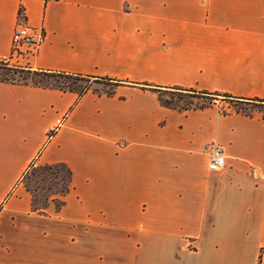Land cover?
I'll use <instances>...</instances> for the list:
<instances>
[{
	"label": "crops",
	"instance_id": "0c3cea01",
	"mask_svg": "<svg viewBox=\"0 0 264 264\" xmlns=\"http://www.w3.org/2000/svg\"><path fill=\"white\" fill-rule=\"evenodd\" d=\"M20 10L45 38L10 59ZM0 59L122 82L0 81V264H264V112L169 108L141 87L264 101V0H0ZM54 164L71 189L34 211L22 178Z\"/></svg>",
	"mask_w": 264,
	"mask_h": 264
},
{
	"label": "rangeland",
	"instance_id": "374dc122",
	"mask_svg": "<svg viewBox=\"0 0 264 264\" xmlns=\"http://www.w3.org/2000/svg\"><path fill=\"white\" fill-rule=\"evenodd\" d=\"M5 62L8 64L7 66L9 68H17L18 72L22 71L20 74L15 75L9 72L5 73L0 70V79H6L14 83H27L31 85H34L33 83H37L51 87L59 86L61 88H71L72 90H75L77 92L84 88V86H88L89 88L105 92L109 91L113 87L111 83H106L104 81L90 80V82H87L85 79H52L42 75H36L29 69L20 68L19 66L15 65V63H11L8 60ZM159 96L163 101L168 102L173 108L178 109L200 108L211 103L210 106H215L221 113L224 114L235 111L250 113L254 110L264 112V104L243 101H224L218 97L214 98L210 95L197 94L178 88L161 89L159 90ZM38 166L39 165L35 166L36 168H30L27 171L29 179L22 182V186L23 188H25V190L26 188H29L31 190V193L29 192V194L31 195L32 207L34 205L35 207H43V205L45 204V199L49 198L51 194H54L58 191L60 177L65 175L64 171L59 170L58 177L53 178ZM47 188H51V190H47Z\"/></svg>",
	"mask_w": 264,
	"mask_h": 264
},
{
	"label": "trees",
	"instance_id": "16d2710c",
	"mask_svg": "<svg viewBox=\"0 0 264 264\" xmlns=\"http://www.w3.org/2000/svg\"><path fill=\"white\" fill-rule=\"evenodd\" d=\"M19 15L23 16L22 10L19 11ZM5 61H6L5 59H0V70L1 71L5 72V73L9 72V73H12L15 75L20 74L22 72V71L18 72L17 68H9L7 66L8 64ZM30 71H32V70H30ZM32 72L36 75L38 74V75H42V76L49 77L52 79H65V80H68V79H71V80L83 79L84 80L85 79L87 82H90V80L104 81L106 83H111L112 85H119L122 83L120 81H115V80H112L110 78L83 76V75H79V74H67V73H63V72H51V71H32ZM0 81L1 82L14 83V82L6 80V79H4V80L0 79ZM33 84H34V86H38V87H51V86H45V85H41V84H37V83H33ZM141 87H143L145 89L153 90L159 96V90L158 89H152L147 84H143V85H141ZM55 88L62 90V91H75V90H72L71 88H61L59 86H55ZM88 89H89L88 86H84V88H82L80 91H78V94L82 95ZM178 89H181V88H178ZM181 90L191 91L193 93L202 94V95H210L214 98L218 97L224 101H243V102H253V103L264 104V101H262V100L237 98V97L230 96L228 94H222V93H218V92H206V91L197 92V91L189 90V89H181ZM159 100L164 106L169 107V108L172 107L168 102L163 101L160 96H159ZM210 105H211V103L207 104V106H210ZM202 107H205V106H202ZM185 110H187V109H185ZM50 135H52V133ZM32 167L36 168L35 166H30L29 169ZM38 167L40 169H42L45 173L52 176L53 178L58 177V175H59L58 171L59 170H62L65 173L64 176L60 177V183H59L58 191L55 192L54 194H51V196L49 198L45 199V201H44L45 204L43 205V207H35V205L33 206L34 211L44 212V210L48 207L49 203H52L54 205L55 209L58 211L63 205L62 197H64L71 189V171L64 164L40 165ZM33 175H35V174H33ZM47 178H48V176H47ZM27 179H29V175H27V172H26L22 178V182L27 180ZM26 190L31 193V190L29 188H26ZM47 190H51V188H47Z\"/></svg>",
	"mask_w": 264,
	"mask_h": 264
},
{
	"label": "built area",
	"instance_id": "2783aa9c",
	"mask_svg": "<svg viewBox=\"0 0 264 264\" xmlns=\"http://www.w3.org/2000/svg\"><path fill=\"white\" fill-rule=\"evenodd\" d=\"M19 21L20 24L15 27L12 33L10 59L18 58L24 51L35 55L45 38L41 27L27 25L21 15H19ZM63 121V117L58 118L54 130L59 128ZM225 160L223 148L219 144L212 143L208 149V170L217 171L221 169L225 165Z\"/></svg>",
	"mask_w": 264,
	"mask_h": 264
}]
</instances>
